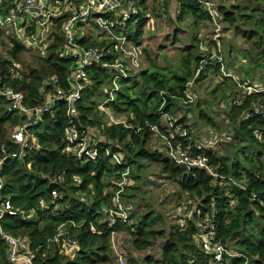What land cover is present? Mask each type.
<instances>
[{
  "label": "trees",
  "instance_id": "16d2710c",
  "mask_svg": "<svg viewBox=\"0 0 264 264\" xmlns=\"http://www.w3.org/2000/svg\"><path fill=\"white\" fill-rule=\"evenodd\" d=\"M137 1L138 6L146 12L147 0ZM252 1L257 7L250 13L252 15H247V20L251 21L254 15L259 16L257 27L262 30L261 34L253 30L242 31L236 23L234 11L224 7L213 9L217 23H228L235 34H241L246 41L253 40L250 48L254 53V62L260 63L259 67L262 69L264 3L262 7L256 3L258 0ZM171 2H175L178 8L175 20L177 23L182 22L186 15H190L194 26L203 22L212 23L210 15L197 0H170ZM9 7L10 4H2L0 14L6 15ZM146 20L141 15L137 22L132 36L136 44H141L140 38ZM60 23L54 28L44 56L25 49L14 35L4 36L0 29V46L8 47L6 58L0 53V84L22 93L28 107L42 104L38 94L39 87L50 77H56L63 90L68 89L66 78L72 59L61 55L64 39L59 32ZM194 42L195 49L193 45L185 47L179 71L162 73L156 69L142 70L135 76L118 79L115 82L116 89L107 69L92 67L87 71L89 84L84 88L77 106V123L80 131L98 132L99 138H94L98 141L95 160L81 162L63 152V129L67 119L62 102L54 105L52 113L44 114L38 125L28 128L34 143L29 141L21 160L3 157L0 169L3 186L0 194L9 199L15 214L4 216L2 226L10 235L27 240L29 248L35 251L33 264H112L117 257H114L110 244L111 235L120 232L129 235L133 248L138 252L151 248L158 240L164 239L159 249V259L153 261L151 257H143L144 264H206L209 257L195 242L197 225L206 216L215 227V238L240 254L241 257L232 259L230 264H264V207L259 204V199L264 194V144L258 143L255 138V133H264V116L254 114L257 109H264V93L247 94L239 87V90L233 92L235 95L227 97L230 100L228 120L236 132L235 146L244 155L247 166L241 165L238 158L229 161L225 156L215 155L210 149H196L195 140L190 128L185 125L184 117L176 119L175 112L180 107L179 104L184 103L187 84L199 67H203V70L194 83L204 81L209 73L216 76H224L225 73L223 59L221 63L208 61L206 65H201L211 49L209 47L205 53H201L199 41ZM24 53H31V64L26 65L25 73L20 72L21 79L10 78L8 70L13 67V63L21 64L19 57ZM109 76L113 87L107 88L104 93L101 87ZM227 78L228 76L222 77L221 81L229 80ZM240 82L239 85L244 84L242 80ZM253 83L252 80L243 87H253ZM222 84L218 83L217 86ZM45 90L50 92L51 87L45 86ZM92 99H104V108L109 109L115 119L117 115L123 121L107 124L104 121L107 114L99 111L98 104ZM199 113L201 119L211 125L209 117L202 111ZM246 113H251L252 118L243 120ZM162 114L175 118L181 131L171 135L166 133L161 120ZM239 117L242 120L237 123ZM23 121L10 110L8 100L0 97V143L7 148V155L19 150L18 145L9 141V134ZM146 124L156 127L159 135L156 136ZM183 131L185 136L180 134ZM152 137L164 138L174 146L188 148L192 155L205 156L218 177L213 178L199 169L186 172L171 163L160 151L147 149L146 145ZM249 146L256 148L250 157L245 155ZM104 149L110 154H121V163L112 164ZM142 162L158 165L161 172L175 181L180 190L190 197L188 203L196 211L184 220L181 228L171 226L165 234L158 228L162 223L161 217L155 216L154 212L139 215L137 209L132 210L128 217L130 224L118 220L115 225L107 222L105 211L111 207L115 184L122 180L124 174L126 183L130 178L135 179L131 170L133 167L140 170ZM58 176L63 177L61 182L57 181ZM240 182H244V188L237 187ZM128 190L130 188L125 184L121 194L123 201L124 198H133L132 195L125 194ZM52 192L57 194L55 199L52 198ZM252 195L256 198L255 202L251 201ZM262 201L264 203V199ZM60 227L64 232L63 237L76 243L79 248L71 259L59 254L61 241L57 244L52 242ZM252 229L256 230V242L252 241ZM246 232L249 234L245 235ZM6 252V245L0 241V264H10ZM126 259L128 264H137L133 257Z\"/></svg>",
  "mask_w": 264,
  "mask_h": 264
},
{
  "label": "built area",
  "instance_id": "2783aa9c",
  "mask_svg": "<svg viewBox=\"0 0 264 264\" xmlns=\"http://www.w3.org/2000/svg\"><path fill=\"white\" fill-rule=\"evenodd\" d=\"M159 1L161 5L164 2V0ZM197 2L208 12L212 23H217L214 6L207 0H197ZM2 4H10L7 14L4 16L0 14V29L4 32V35H14L15 39L25 49L36 51L41 56L46 53L54 28L61 22L59 32L64 39V49L61 50V55L72 59V65L66 78L68 89L63 90L56 77L44 80L38 91L43 102L37 107H28L22 93L0 84V97L8 100L10 110L24 119L23 123L14 128L9 134V141L18 145L19 150L7 155V148L0 143V169L3 165L4 156L11 159H22L29 141L34 143L28 128L38 125L44 114L52 113L57 102L64 104L67 119L63 129V152L81 162L95 160L98 154V141L90 138L87 131H80L77 123V106L84 88L89 84L87 71L92 67L107 69L112 75L111 80L114 87L118 79L137 75L142 70L144 50L142 44H136L132 40V36L141 15L145 19L148 17V14H146L148 10L143 12L138 6L137 0H0V7H2ZM86 44L91 46H82ZM221 60L219 51L211 52L202 61L201 65H206L211 61L221 63ZM12 66L8 70L10 78L21 79L20 65L13 63ZM202 70L203 67H199L195 71L193 79L188 82L187 89L184 92L185 101L181 104L193 102L188 89L189 86L194 84ZM45 86H50L51 91L47 92ZM240 87L247 94L264 93V89L257 86L245 88L241 85ZM254 114L264 116V109L259 108ZM250 118H252V114L246 113L243 120ZM109 120L112 124L118 123L113 120L112 116H109ZM161 120L166 133L171 135L181 131L176 125L177 120L175 118L162 114ZM146 127L156 136L159 135L156 127L150 124H146ZM180 134L182 136L186 135L184 131ZM255 138L258 143L264 144V133H255ZM218 142L219 140H216L204 146L195 142V147L198 150L207 147V149L214 151L216 148H213ZM164 144L165 156L171 163L181 167L186 172L199 169L204 170L213 178L218 177L205 156L192 155L188 148L183 149L179 145L174 146L166 141ZM104 151L105 155L110 157L109 160L112 164L121 163V154H110L106 149ZM125 177L124 174L122 180L115 184L111 207L105 211V218L109 225H115L117 220L125 224L129 223L128 217L133 207L130 203L124 202L121 197L126 184ZM62 180V176L57 177L58 182ZM2 186L3 182L0 178V191ZM237 187L244 188V182L238 183ZM51 195L53 199L57 197L55 192H52ZM263 199L264 194L259 199V204L262 207H264ZM251 201H256L255 196L252 195ZM231 204L233 203L231 202ZM195 211L196 209H194ZM14 214L15 211L9 199L3 198L0 194V241L6 245L7 260L10 264H33L35 251L29 248L27 240L14 237L3 229L4 216ZM113 235L115 234L113 233L111 238ZM63 236L64 232L60 227L52 242L57 244L61 241L59 254L71 259L79 251V248L76 243ZM195 242L201 251L209 257L206 264H230L232 259L241 257L237 251L223 245L220 240L218 241L215 238V227L207 216L204 221L197 225ZM114 254L119 264H127L118 253Z\"/></svg>",
  "mask_w": 264,
  "mask_h": 264
},
{
  "label": "rangeland",
  "instance_id": "374dc122",
  "mask_svg": "<svg viewBox=\"0 0 264 264\" xmlns=\"http://www.w3.org/2000/svg\"><path fill=\"white\" fill-rule=\"evenodd\" d=\"M207 1L214 8L224 7L234 11L237 18L236 23L242 31L253 30L257 34H261L262 30L257 27L260 17L254 15L251 21L247 20V15H252L250 13H253L257 7L252 0ZM256 3L260 6L264 0H258ZM147 10L148 17L143 28V35L140 38L144 50L142 70L156 69L162 73L179 71L182 58L185 56V47L193 45L195 49L194 40L199 41L201 53H205L209 47L212 53L219 51V55L223 59L224 76L209 73L204 81L189 86L188 90L192 95L193 102L179 104L180 107H178L174 117L178 120L184 117L185 125L190 128L196 143L204 146L219 140L213 148H216L213 151L215 155L225 156L229 161L238 158L241 165L247 166L244 162V155L240 154L238 147L235 146L236 132L228 120L227 108L230 100H227V97L240 89L241 80L244 86L253 80V86L264 89V64L261 69L260 63L254 62V53L250 48L253 40L246 41L241 34H235L234 29L224 22H218L219 24L203 22L194 26L190 15H186L182 22L177 23L175 20L178 16V8L175 2L170 3V0H164L162 5L159 0H149ZM7 51L8 47L0 46V53L5 58ZM19 59L21 73H25L26 65L31 64L32 55L31 53H24ZM225 76H228L227 79L229 80L221 81V78ZM218 83H223L220 87L224 90L217 86ZM112 87L109 76L101 89L105 93L107 88L111 89ZM92 101L98 104L99 111L107 114L104 118L107 124H112L109 116H112L114 121H123L117 115H115L117 117L115 119L113 113L104 108V99H92ZM199 111L209 117L211 125L205 119H201ZM241 120L242 117H239L237 123ZM88 136L99 138L96 130H89ZM164 142V139L160 137H152L149 139L146 148L156 149L165 154ZM254 150H256L254 146H249L248 150H245V155L250 157ZM230 163L228 164L229 167L231 166ZM142 164L140 170L135 167L131 170L135 179L130 178L127 181L126 186H129L130 190L126 191L125 194L132 195L133 198L130 200L124 198V201L132 205L133 211L137 209L139 215L154 212L155 216L161 217L162 223L159 224L158 228L160 227L165 234L169 232L171 226H174L175 229L181 228L184 220L194 212L192 204L189 205L188 203L190 197L180 190L175 181L168 179L158 165H151L146 162H142ZM187 210L189 211L187 212ZM256 218L258 217L256 216ZM250 232L253 234L252 241L256 242V230L252 229ZM248 234L249 232L245 233V235ZM163 240H158L153 247L138 252L133 248L129 235L120 232L113 235L110 244L113 253H118L126 263V258L130 256L135 258L137 264H144L142 262L143 257H151L153 261L159 259V249ZM112 264H119L118 259L113 260ZM154 264L157 263L154 262Z\"/></svg>",
  "mask_w": 264,
  "mask_h": 264
},
{
  "label": "crops",
  "instance_id": "0c3cea01",
  "mask_svg": "<svg viewBox=\"0 0 264 264\" xmlns=\"http://www.w3.org/2000/svg\"><path fill=\"white\" fill-rule=\"evenodd\" d=\"M172 1V0H171ZM149 4V0H147V3H146V5H148Z\"/></svg>",
  "mask_w": 264,
  "mask_h": 264
}]
</instances>
